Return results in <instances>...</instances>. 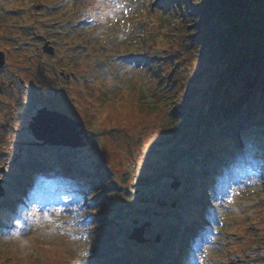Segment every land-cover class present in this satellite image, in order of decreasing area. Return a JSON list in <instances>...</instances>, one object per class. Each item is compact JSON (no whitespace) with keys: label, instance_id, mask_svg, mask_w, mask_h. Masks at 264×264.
Listing matches in <instances>:
<instances>
[{"label":"rangeland","instance_id":"374dc122","mask_svg":"<svg viewBox=\"0 0 264 264\" xmlns=\"http://www.w3.org/2000/svg\"><path fill=\"white\" fill-rule=\"evenodd\" d=\"M112 1L0 0V50L6 53L7 62L0 68V179L6 190L0 200V251L7 255L9 264L22 257L21 250L24 257L20 264H66L72 251L90 257L93 264L110 259L114 264H164L166 259L165 264H178L179 255L185 251L183 243L194 230L189 226L191 221L173 216L192 212L189 199L199 193L198 204L214 208L219 218L207 215L203 221L212 236H201L189 264H264L262 147L253 146L249 157L258 169L255 175H246L241 169L231 176L223 173L231 168V162L245 159L235 150L229 151L234 161L227 164L223 159L220 170L212 167L213 173L218 169V176L225 180L217 195L213 180L204 181L208 173L203 172L204 164L198 159L204 143L214 139L212 126L222 135L233 134L230 125L223 127L224 122L238 117L241 121L244 114L253 111L252 106L241 97L222 113H215L217 99L229 89L227 82H222L213 100L205 96L193 101L200 100L201 107L200 112H194L197 122L191 127L190 140L182 136L181 144L172 141L170 120L196 118L185 108L191 97L183 94L186 102L171 101L166 107L165 95L161 93L158 101L153 89L157 84L161 92L176 87L170 78L171 69L163 65L166 57L160 45L174 36L177 42L183 40L176 27L183 18L186 20L188 12L162 11L161 0ZM251 2L260 12L250 23L264 29V0ZM104 7L108 11L104 12ZM156 17L166 22L157 29L167 35L157 32ZM46 40L54 45V55L43 51ZM153 41L158 44L152 45ZM130 54H140L143 59L134 62ZM144 60L148 62L145 68ZM61 71L74 72L75 76L57 78ZM47 80L51 81L49 87L43 85ZM139 93L151 98L157 107L147 114L139 112L133 106ZM41 107L80 121L86 147L39 144L29 124ZM198 121H204L200 135ZM31 170L43 175L46 188L50 180L60 176L78 180L89 190L85 185L77 187L84 193L64 205L26 206L17 189L30 187L27 173ZM50 187L54 193V186ZM175 197H182V201H176L171 209ZM27 210L31 211L28 219ZM169 212L173 216L167 217ZM13 213L18 216L19 230H14L11 222ZM84 218L87 221L78 225ZM146 221L150 222L145 227L146 245L129 240L128 232ZM178 224L187 226V234L177 229ZM83 228L92 234L80 235ZM99 232L113 240L114 248L105 254L94 248L101 244L91 240Z\"/></svg>","mask_w":264,"mask_h":264},{"label":"trees","instance_id":"16d2710c","mask_svg":"<svg viewBox=\"0 0 264 264\" xmlns=\"http://www.w3.org/2000/svg\"><path fill=\"white\" fill-rule=\"evenodd\" d=\"M251 1L254 0H173L179 11L188 12L186 20L183 18L176 27L179 28L183 40L177 42V37L174 36L161 45L166 57L164 66L171 69L170 78L176 87L169 90L166 88L162 92L155 87L153 95L160 101L161 93L164 94L165 106L169 107L171 98L181 103L186 102V99L182 98L183 94H186L191 99L186 103L185 108L191 113L200 112V100L193 101L196 98L205 99L206 97L213 100L221 83L227 82L229 89H226V92L217 99L214 112L222 113L230 102L243 97L247 100V104L252 106L253 111L249 113L252 124L249 127H239L241 133L250 142L249 134L255 132L258 142L264 144V29L250 23V19L260 12L254 9V3ZM162 9L166 11L164 4ZM192 16L194 20H191ZM157 22L161 27L166 26V22L160 17L157 18ZM165 34L167 35L166 32ZM152 44L158 43L153 41ZM248 62L252 64L248 65ZM183 66L185 70H182ZM122 102L125 104L126 99L122 98ZM153 102L151 98L139 93L133 106L139 112L147 114L157 107ZM195 117L197 118L196 115ZM169 123L171 139L176 143L182 141V136L190 135L191 132L187 128L191 127L193 122L187 116L184 122L181 119H173ZM203 123L204 121H198L200 126ZM231 126L238 128V119H232ZM213 133L214 139L211 138L206 142L204 151L201 153L205 164L204 170H209L210 165L217 162L211 159L208 151L216 158L223 157L226 154L224 145L232 140L229 137L223 139L216 129ZM205 159H208L210 165ZM194 201L192 199L193 203ZM208 212H210L209 209ZM262 212H258L260 214L257 216L260 217ZM187 215L190 219L196 216ZM17 250L20 252L19 249ZM193 254L194 251L188 249L182 258L185 261ZM20 255L22 257L15 258L14 264L21 263L24 257L22 250ZM69 258L70 261H77L80 255L72 251ZM8 262L7 255L0 251V264H9ZM107 262L112 264L111 261Z\"/></svg>","mask_w":264,"mask_h":264},{"label":"water","instance_id":"95a60500","mask_svg":"<svg viewBox=\"0 0 264 264\" xmlns=\"http://www.w3.org/2000/svg\"><path fill=\"white\" fill-rule=\"evenodd\" d=\"M45 51L54 53V49L48 46L44 47ZM5 64V54L0 51V67ZM81 124L56 110H48L42 108L38 110L36 116L33 117L31 122V129L35 136L44 140L45 143H52L57 145H69L72 147L84 146L85 142L82 137V131L79 129ZM1 183V180H0ZM4 194L3 189L0 187V197ZM145 225L140 228H135L130 235L131 239L138 240L139 243L147 242L144 236ZM159 240V237L157 238Z\"/></svg>","mask_w":264,"mask_h":264},{"label":"bare ground","instance_id":"6f19581e","mask_svg":"<svg viewBox=\"0 0 264 264\" xmlns=\"http://www.w3.org/2000/svg\"><path fill=\"white\" fill-rule=\"evenodd\" d=\"M243 120H248L249 116L248 114H244L242 117ZM101 214V213H100ZM101 223L103 222V220L100 221ZM106 228V226L104 227ZM212 231V230H211ZM89 231H85L84 228L82 230V232L80 233L82 236H85L86 234L91 235L92 233H88ZM93 232L95 233V230H93ZM208 238L212 236V233H207L205 234ZM92 242H96V243H100V246H95L94 248L97 249L100 253H104L107 251H111L114 248V244H113V240L109 235H104L102 232L96 233L93 237H92ZM105 254V253H104ZM168 261L166 260L165 263H167Z\"/></svg>","mask_w":264,"mask_h":264},{"label":"snow or ice","instance_id":"6c2138e0","mask_svg":"<svg viewBox=\"0 0 264 264\" xmlns=\"http://www.w3.org/2000/svg\"><path fill=\"white\" fill-rule=\"evenodd\" d=\"M112 7H114V8H119L120 5H118V4H113ZM33 214L35 215V213H33Z\"/></svg>","mask_w":264,"mask_h":264}]
</instances>
